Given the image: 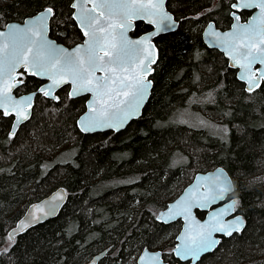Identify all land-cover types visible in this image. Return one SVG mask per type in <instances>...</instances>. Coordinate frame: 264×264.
<instances>
[{
  "label": "trees",
  "instance_id": "1",
  "mask_svg": "<svg viewBox=\"0 0 264 264\" xmlns=\"http://www.w3.org/2000/svg\"><path fill=\"white\" fill-rule=\"evenodd\" d=\"M231 3L167 1L178 28L155 40L151 95L141 117L121 132L81 134L75 115L83 99H69L65 91L56 101L37 95L31 117L11 138L12 120L0 113V264H85L104 250L99 264H136L143 249L166 244L161 250L169 264H190L170 253L180 222L163 225L154 213L182 192L190 174L216 167L233 182L245 226L195 264H264V83L246 92L224 57L201 38L209 21L229 26ZM46 7L53 10L50 36L74 41L79 33L70 0H0V28ZM144 29L137 23L136 32ZM22 80L16 93L40 85ZM180 109L219 117L224 133L173 123ZM59 187L67 199L57 217L5 248L8 230L25 209Z\"/></svg>",
  "mask_w": 264,
  "mask_h": 264
},
{
  "label": "snow or ice",
  "instance_id": "2",
  "mask_svg": "<svg viewBox=\"0 0 264 264\" xmlns=\"http://www.w3.org/2000/svg\"><path fill=\"white\" fill-rule=\"evenodd\" d=\"M87 3H91L92 7L84 8L77 3L72 5L73 8L80 9V14L75 18L79 21L87 40L84 45L71 53L56 49L46 38L45 23L48 16L52 14L51 8L26 28L11 27L7 37L0 40V82H4V87L0 88V108L4 109L5 116L15 112L17 124L28 118L25 109L31 107L29 103L31 97L14 101L9 95L11 87L15 86L10 81L15 79L13 74L19 67H23L25 72L33 76L46 75L52 81V85L47 89L39 90L45 96L51 95L54 86L69 82L72 85L71 95L83 92L93 94L96 104L89 105V111L93 115L82 122V131H89L100 126L119 127L128 114L121 107L128 101L119 99L120 96L125 98L131 96L135 106H139L143 100L148 87L144 80L147 74L144 61L150 58L151 46L140 47L147 44L146 39L128 41L124 30L130 27L132 19L136 16L141 18L155 16L157 19L149 22L157 24V31L167 30L172 17L163 10L164 0H85V4ZM232 6L260 9V16L248 26L237 28L234 25L233 31L223 36L212 33L233 61V66L242 69L240 79L246 80L248 90L251 91L260 86L259 81L264 80V72H260L257 77V74L252 71L254 62L264 64V0H238V3ZM236 19L238 20L239 17ZM209 27L211 28V25ZM2 36L4 34L0 33V37ZM141 53L144 54L142 58ZM150 62H154V58ZM132 64L140 70L133 69ZM96 72H103L104 76H96ZM9 103L12 104L11 109L7 106ZM14 135L15 125L10 138ZM231 191L228 181L221 180L218 176L209 187L212 195L208 202L223 200ZM202 196L207 198L208 193ZM235 205L236 201H233L231 207L221 209L206 226L186 229L182 245L174 249L176 255L195 261L202 252L212 249L218 243L212 238L214 232H221L228 236L233 232H239L242 228L239 218L227 222L222 219ZM204 206L197 201L195 204L184 203L176 212H173L175 206L170 207L169 213L172 215H169L167 219H173L175 215H184L187 220L191 215L192 207ZM160 218L164 219V214H161ZM35 219L39 220L40 217L36 216ZM20 224L27 226L24 221ZM20 230L22 229L18 228L9 233L8 239L14 241L16 232ZM6 252L7 249H5ZM150 259L156 260L158 256L154 255ZM141 260L143 261V258Z\"/></svg>",
  "mask_w": 264,
  "mask_h": 264
},
{
  "label": "water",
  "instance_id": "3",
  "mask_svg": "<svg viewBox=\"0 0 264 264\" xmlns=\"http://www.w3.org/2000/svg\"><path fill=\"white\" fill-rule=\"evenodd\" d=\"M70 1H71L70 7L72 10L71 18L74 21V23L76 24L77 28L81 31L82 36L84 38V40L81 44H78L75 47L69 49V48H66L64 45L57 43L54 39L51 38V36H50V21H51L52 14L48 16L46 23H45V35H46L47 40L50 41L56 49H63V50H66V52H68V53H71L76 48L84 45L85 41L87 40V37L84 35V32L81 28L79 21L75 18L80 14V9L73 8L72 5L74 3H77L79 5H83L84 8H91L92 7L91 3L85 4V0H70ZM167 1L168 0H164L163 10L168 15H170L172 17L171 21L169 22L170 27H168L167 30L157 31V24L149 22L150 20H156L157 17H155V16L148 17V18H141L140 16H136L135 18L132 19L130 27H126L124 30L125 36H126L128 41L134 42L137 40H145L146 39L147 44L141 45L140 47L147 48L149 45L151 47L149 48L150 58H149V60L144 61V67L147 70V74L144 76V80L148 85L146 93L143 97V100L140 102L139 106H135V102L133 101V98L131 96H129L127 98H125L123 96L119 97V99H121V100H127L128 101V103L121 105V107L123 109H125L128 114H127V118L124 119L123 123L119 127L100 126V127H96V128L89 130V131H82L81 130L82 122L88 120V118L93 115V113L89 111V105L90 104H93V105L96 104V98L93 96V94L91 92H83V93L78 94V95H71L72 85L69 82V83H61L58 86H54L52 88L51 95L45 96L39 90L41 88L47 89L50 85H52V81L50 79H48L46 75L45 76H39V75L33 76V75H30L28 72H25L23 67H19L16 69V72L13 74L15 76V79L10 81V83L14 84L15 86L11 87L9 95L11 96V98L14 101H20L22 98H25V97H31V99L29 101L31 107L25 109V111L28 113V118L26 120H21L18 124L16 121L15 112H10L9 115L5 116L3 114L4 109L0 108V112L5 117H10V116L13 117V122H12L10 130H9V135H10V133H12L14 125H15V134H16L19 127L29 120V118L31 117V114H32L33 107H34V100L38 94H43V96H45V98L48 100L56 101L57 100L56 93L64 87H69L68 97L70 99H77V98H82V97H86V96L88 97L87 101L85 103L86 111L76 120L77 129L79 130V132L81 134L103 133V132H108V131L119 132V131H122L130 122L140 118L142 115L144 106L146 105V103H147V101L151 95L152 87H153V82H152V80H149L148 77L153 74L154 66L156 65L158 58H159L158 48H157L154 41L157 37H159L161 35L174 32L178 28V25H179V22L175 19L174 15L167 9V6H166ZM234 3H238V0H235ZM47 9H49V7H46L43 10H40L31 16L25 17L22 21H11V22L6 23L2 28H0V33L4 34V36L0 37V40H3L7 37L11 27L26 28V27L30 26L32 23L36 22L37 18L42 13H45ZM242 11L252 12L251 15L245 21H242L240 15H239V13ZM230 16H231L232 22H231L228 29L222 30V29L218 28L213 21L208 22L202 31V42L204 43V45L207 48L217 50L218 52L223 54L224 58L227 60L228 68L236 71V75H235L236 79L244 85V90L246 92L251 93V92L257 90L260 86L257 88H254L251 91L248 90V83L246 82V80L240 79V76L242 74V69H240L238 66H233V61L229 58V56L226 54V52L223 50L222 46L220 45V42L216 40L215 36L212 35V33H218L221 36H223V34H225V33L232 32L234 25L237 28H239L240 26H248L250 24V22H255L257 20V18L260 16V9L259 8H234L233 6H231ZM236 17H239V19L237 20ZM138 22H142L143 24L148 26L150 29L147 32H145V33H143L137 37H131L130 34H131V32H133L135 30V25ZM209 25H211V28L209 27ZM143 55L144 54L141 53L140 57L142 58ZM135 58L136 57H134V59ZM152 58H154V62H150V60ZM149 64H150V66H149ZM131 67L137 71L140 70V69L136 68L135 64H132ZM252 71L255 72L257 74V77H258L260 72H264V64L254 62L252 65ZM20 73H24L27 77H33V78L41 81L43 84L35 92L16 95L15 93H16L17 89L22 85V81L19 79ZM95 75L99 76V77H103L104 73L103 72H96ZM259 83L261 85L262 83H264V80L259 81ZM3 87H4V82H0V88H3ZM53 97H56V98L54 99ZM129 105H132V107H129ZM7 106L10 109L12 108L11 103H9ZM116 122L118 123V121H116ZM218 176L221 178V180H227L228 181L229 186L232 188V191L226 195L225 199L217 200L215 202L209 203L208 200L211 198V195H212V193L209 192V187L212 185V182ZM204 193H208L207 198L202 196V194H204ZM60 197H62V198H60ZM230 197H231V199L229 200ZM66 199H67V191L61 187V188L57 189L56 191H54L53 193L49 194L47 197L42 198L41 200L30 204L25 209V211L21 215V217L16 221V223L8 230L7 237H8L9 233L14 232L18 228H21L22 230L16 232L15 238L18 235L23 234L27 230H29V229L37 226V225H40L44 222H47L51 219L56 218L61 207L65 203ZM197 201L204 204L205 206L204 207H192L191 208V215L188 217L187 220H185L184 215H175V217L173 219H167V217L169 215H172L171 213H169L170 207L175 206V207H173V212H176V211L180 210V207L184 203L189 202V203L195 204ZM233 201H236V203H237V200L234 196V185H233V182H232L229 174L222 167H216L212 170H209V171L207 170L206 172H201V173L197 174L196 176H194L191 183H189L184 189H182V192L172 202H170L164 210L160 211L156 217V221L159 223H162L163 225H170V224L175 223L177 221L181 222V230L176 236L175 245H174V248L172 251L174 259H176L180 262L189 261L190 264H195L196 262L199 261V259L202 256L212 253L217 248L221 238H229L235 233H240L243 230L245 223H244L242 216L240 214H237L236 209H235L236 205H235V207L232 208L231 212L228 215L224 216L222 219L227 222V221H232L234 219L239 218V220L242 222V228L239 232H233V234L230 236L224 235L221 232H214L212 235V238L214 240H217L218 243L212 249H210L206 252H202L200 254L199 258L196 259L195 261H193L191 258H181L180 256L176 255V253L174 251V249H176L178 246L182 245V240H183V236L185 234L186 229H198L201 225H205V226L208 225L212 221V218L214 215L219 213L221 209H224L226 207H231ZM197 212L202 213L203 217L199 218L197 216ZM161 214H164V219L160 218ZM36 216H39L40 219L39 220L35 219ZM21 221H24L27 226L24 227L23 225H21L20 224ZM106 252L107 251L104 250V251L98 253L97 255L93 256L85 264H99V262L105 256ZM154 255L158 256V259H156V260L150 259ZM141 258H143V261L141 260ZM136 264H167V263L163 262L162 253L160 251H158V250L152 251V250L145 248L140 252V254L136 260Z\"/></svg>",
  "mask_w": 264,
  "mask_h": 264
},
{
  "label": "rangeland",
  "instance_id": "4",
  "mask_svg": "<svg viewBox=\"0 0 264 264\" xmlns=\"http://www.w3.org/2000/svg\"><path fill=\"white\" fill-rule=\"evenodd\" d=\"M231 2V1H230ZM206 11H208V10H206ZM204 27V26H203ZM202 27V28H203ZM181 111H183L182 109H180V111H179V115L177 116V115H175V117H171V120L170 121H172L173 123H177V124H179V125H185V126H187V127H190V128H194V129H200V130H209V131H211V132H214V133H224V131H225V127L224 126H222V124H219V123H217V122H221L220 121V118L219 117H214V116H211V115H207L206 117H203V116H201L200 114H183V112H185V111H183L182 113H181ZM81 114V111H79L76 115H75V117H79V115ZM9 133V132H8ZM210 170H212V169H210ZM209 171V170H208ZM204 172H206V171H204ZM193 175V174H192ZM191 174L189 175V177H188V179H187V183L185 184V185H183L180 189L182 190V189H184L189 183H191V181L193 180V176H192ZM261 176V175H260ZM259 175H256L255 177H257V179L256 180H258V178L260 177ZM263 180H264V177H263ZM171 197H173L172 198V200L171 201H169V202H167L166 203V205H165V207L164 208H162V209H157L156 211H155V220H156V217H157V215H158V213L160 212V211H162V210H164L166 207H167V205L170 203V202H172L177 196L176 195H171ZM178 222H180V221H178ZM180 230H181V222H180V227H179V229H178V231L174 234V237H173V240H172V237H169V238H167L166 240H165V242L167 241V242H170L171 240V242H170V244H172V247L170 248V250H171V254H173L172 253V251H173V248H174V245H175V239H176V236H177V234L180 232ZM13 243V241H9V239H8V237H7V235H6V237H5V242H4V244H3V246L5 247V248H8L11 244ZM167 246V244L166 245H163L162 247H166ZM162 247H157L158 248V251H160L161 253H162V255H163V253L166 251H164V252H162V250H161V248ZM152 251H154V250H152ZM139 254V253H138ZM138 256V255H137Z\"/></svg>",
  "mask_w": 264,
  "mask_h": 264
},
{
  "label": "flooded vegetation",
  "instance_id": "5",
  "mask_svg": "<svg viewBox=\"0 0 264 264\" xmlns=\"http://www.w3.org/2000/svg\"><path fill=\"white\" fill-rule=\"evenodd\" d=\"M234 1L235 0H232V3L230 4V13H231V6H232V4L234 3ZM70 5H71V1H70ZM71 8V7H70ZM52 9V8H51ZM246 14L244 17H242V14ZM251 13L252 12H249V11H242V12H240L239 13V15H240V17H241V20L242 21H245L250 15H251ZM52 15H53V10H52ZM71 16H72V10H71ZM52 18V17H51ZM230 18H231V16H230ZM51 22V21H50ZM210 22V21H209ZM231 22H232V20H231ZM138 23H142V22H138ZM208 23V22H207ZM206 23V24H207ZM143 24V23H142ZM206 24L204 25V27L202 28V31H203V29L205 28V26H206ZM231 24V23H230ZM230 24H229V26H230ZM145 25V24H144ZM75 26H76V24H75ZM136 26H137V23H136V25H135V29H136ZM229 26L227 27V28H225V29H228L229 28ZM2 28V27H1ZM76 29H77V31H78V37L74 40V41H70V39L68 38L64 43L63 42H60V41H57L56 39H54V38H52V39H54L57 43H59V44H62V45H64L66 48H69V49H71V48H73V47H75L76 45H78V44H81L82 42H83V40H84V38H83V36H82V33H81V31L77 28V26H76ZM150 28L148 27V29H144L143 31H141V32H136V30H134L133 32H131V34H130V36L131 37H137V36H139V35H141V34H143V33H145V32H147L148 30H149ZM222 30H224V29H222ZM202 31H201V38H202ZM157 39V38H156ZM155 39V40H156ZM73 40V39H72ZM155 42V41H154ZM156 44V43H155ZM220 53V52H219ZM222 56H223V54L222 53H220ZM224 57V56H223ZM225 59V58H224ZM226 60V59H225ZM226 64H227V60H226ZM228 65V64H227ZM230 69V68H229ZM232 70V69H231ZM235 73H236V71L235 70H233ZM153 75V74H152ZM149 76L148 77V79L149 80H152V77L153 76ZM23 77H27L24 73H20L19 74V79L23 82V80H22V78ZM31 78H33V77H31ZM35 79V78H34ZM37 80V79H36ZM38 82H40V85H39V87L43 84L41 81H39V80H37ZM153 82V81H152ZM39 87H38V89H39ZM38 89H36V90H38ZM61 91H65L66 92V94H67V97H68V91H69V87H64V88H62L61 90H59L57 93H56V95H57V97H58V94L61 92ZM27 93H29V92H27ZM16 95H20V94H25V93H15ZM38 95H40L41 97H43V98H45V96H43V94H38ZM69 98V97H68ZM87 96L86 97H82V98H80V99H83V109L81 110V114L79 115V117L86 111V108H85V103H86V101H87ZM46 99V98H45ZM70 99V98H69ZM51 101V100H50ZM1 113V112H0ZM2 114V113H1ZM3 115V114H2ZM4 116V115H3ZM5 117V116H4ZM78 117V118H79ZM6 118H10L12 121H11V124H12V122H13V117L12 116H10V117H6ZM77 118V119H78ZM76 119V120H77ZM76 123V122H75ZM131 123V122H130ZM129 123V124H130ZM128 124V125H129ZM10 127H11V125H10ZM77 127V126H76ZM126 128V127H125ZM124 128V129H125ZM123 129V130H124ZM122 130V131H123ZM109 132H111V133H118V132H113V131H108V132H103V133H109ZM119 132H121V131H119ZM92 134H95V133H92ZM83 135H91V134H83ZM8 136L10 137V135L8 134ZM12 137V136H11ZM202 214V213H201ZM138 257V256H137ZM172 257H173V254H172ZM162 258H163V262H165V263H167V264H169L167 261H166V259L163 257V255H162ZM174 258V257H173ZM137 259V258H136Z\"/></svg>",
  "mask_w": 264,
  "mask_h": 264
},
{
  "label": "bare ground",
  "instance_id": "6",
  "mask_svg": "<svg viewBox=\"0 0 264 264\" xmlns=\"http://www.w3.org/2000/svg\"><path fill=\"white\" fill-rule=\"evenodd\" d=\"M199 173H201V172L196 173L194 176H196V175L199 174ZM194 176H193V177H194ZM59 188H61V187H59ZM59 188H57V189H59ZM57 189H55L54 191H56ZM54 191H52L51 193H53ZM51 193H49V194H51ZM49 194H48V195H49ZM48 195H47V196H48ZM47 196H46V197H47ZM44 198H45V197H44Z\"/></svg>",
  "mask_w": 264,
  "mask_h": 264
}]
</instances>
